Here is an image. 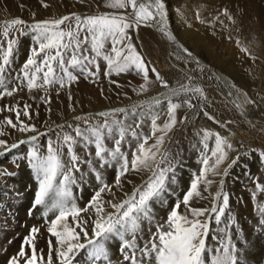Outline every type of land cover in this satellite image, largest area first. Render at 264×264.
Returning <instances> with one entry per match:
<instances>
[{
	"label": "snow or ice",
	"instance_id": "1",
	"mask_svg": "<svg viewBox=\"0 0 264 264\" xmlns=\"http://www.w3.org/2000/svg\"><path fill=\"white\" fill-rule=\"evenodd\" d=\"M41 3L44 8L49 7L44 0H41ZM106 6L124 11L84 16L71 12L59 18L38 20L31 24L22 18L4 21L0 31V37H3L4 41L0 43V99L12 97L25 89L31 92L39 89L47 90L54 86H58L57 94L59 95L61 89H70L81 76L85 79L91 77L95 82L101 72L99 60L102 59L106 62L105 77L110 78L113 74L120 75L131 71L142 74L144 83L139 86V92L148 90V86L152 83L149 73L154 74L155 82L167 91L155 97L151 107L159 109L166 103V118L162 124L158 123L161 113L155 111V114L151 116L150 136L136 130L141 127L142 122L139 120L133 128L126 130L118 127L115 129L116 136L111 149L106 147L107 137L102 129L112 131L111 125H119L120 120L110 121L109 117H114L116 114L126 115L129 112L134 114L142 109L146 102L132 105L131 108H114L96 113L95 115L104 118L100 124H93L86 117L75 115L73 120L83 121L84 127L82 128L79 124L75 127L71 123L67 124L68 128H74V134L62 132L58 134L57 141L49 140L46 154L41 153L35 146L38 135L43 134H34L11 144L6 139L0 138V155L17 149L21 145L33 144L27 157L30 167L35 172L38 189L29 214H33L34 209L43 207L42 215L48 223L47 232L50 237L55 238L58 245L54 249L52 239L49 238L47 253L43 249H38L37 237L41 229L33 226L29 235L24 237L19 251L8 258L7 264H74L76 253L81 250H87L90 260H107V241L113 235L125 233H128L131 238L123 239L121 251L127 250L130 253L124 256L130 264H151L153 260L155 264H206L203 257L210 231V220L214 219L219 224L229 204L228 195L223 193V180L220 181L221 190L211 194V207H192L191 202L195 198H205L201 185H205L203 192H207V186L214 182L208 178L209 174L226 176L229 169L239 161L240 155L231 158L227 167L221 171V166L229 160V151L233 149V145L228 137L219 131L202 130L200 143L203 147L198 174L191 179L182 199H177L171 206L167 220L163 224L156 225V232L152 234L150 240L142 248L135 243L137 232L142 224L145 221L155 220L150 211L151 202L160 199L165 192L169 191V184L176 181L174 158L169 156L166 149L163 151L161 149L167 134L178 123L177 110L186 105L188 108L200 107L201 111H204L203 101H206L207 97L198 76L204 74L205 66L188 47L179 44L174 33L168 30L165 22L167 11L164 0H106ZM220 16L235 22L227 8L222 9L215 17L216 22L225 26ZM196 18L200 19L199 14ZM142 26L158 27L169 41L177 43L182 55L177 56L176 59L184 63L186 68L189 63H195L196 68L189 71L181 69L180 71L184 73L183 80L170 85L165 77L148 64L132 42L130 33ZM25 29L33 33L34 46L30 48V54L20 70L12 74L8 69L14 59V46L17 44V39L11 33L26 34ZM226 38L232 39L231 36ZM106 43L111 45L108 50H105ZM243 51L247 53L248 49L245 48ZM229 87L234 88L235 85ZM227 95L231 97L232 92L229 91ZM244 95L247 103H254L247 100L246 94ZM69 99H71L70 93ZM193 100L198 103L194 104ZM47 102H51L50 97L47 98ZM236 106L242 108V105ZM29 108L30 105L23 104V116L31 119ZM3 111L15 112V122L11 117H5L3 121L11 129L18 130L20 133H37L34 124L25 123L20 119L19 102L15 105H5L0 108V112ZM204 115L225 129L232 123V121H218L206 111ZM184 119L186 120L187 117ZM88 131L91 132V137L86 142L93 144L99 167L101 169L115 167V177L114 182L109 184L105 181L102 172L94 168L97 186L87 204L79 206L71 188L76 184L75 173L81 171V161L75 154V144L77 138L85 137ZM129 133L138 141L134 148L128 144V147L132 149L131 158L129 153L121 147ZM197 135L201 136V133ZM153 138L154 142L149 144L148 141ZM213 138L214 146L209 148L208 141ZM65 149L68 153H72L67 161L62 155ZM261 155L264 157V153ZM143 170L151 173L147 181L134 186L130 193L123 192V178L130 172ZM0 175H11V173L0 169ZM57 177H60L59 183H57ZM127 182L131 183V181ZM114 189L123 192L125 198L118 200ZM261 190L264 191V186ZM106 194H111V198L104 199ZM182 205L183 210H181ZM109 208L112 211H108ZM259 212L262 217L259 224L264 227V206L259 208ZM82 213L86 218L81 216ZM49 214H52L53 218H49ZM69 217L72 218L74 227L69 225ZM77 228L79 231L76 230ZM89 230H91V236ZM81 236L84 242H80ZM218 253L211 264H238L239 245L232 243L230 236L226 235V241Z\"/></svg>",
	"mask_w": 264,
	"mask_h": 264
},
{
	"label": "bare ground",
	"instance_id": "2",
	"mask_svg": "<svg viewBox=\"0 0 264 264\" xmlns=\"http://www.w3.org/2000/svg\"><path fill=\"white\" fill-rule=\"evenodd\" d=\"M165 1L172 2L173 0H165ZM44 2L49 5L48 8H44L42 6L41 0H0V21L3 18L9 17V16L14 17L17 15L26 17V19H35L40 16H45L46 12L50 10H56L55 11L56 15H59L60 13L64 11L63 7L66 5H70L71 9L76 8L75 4H73V1L71 0H44ZM92 2H93L92 7L86 6V8L92 11L94 10V12L95 10H99V12L100 11L102 12L104 11L123 12L124 11V10H119V9H111L107 7L106 0H92ZM218 3H219L220 10L225 9V8L228 9V11L230 12L235 22L233 23L227 17L222 16L221 20L224 21V25L226 27L222 26L221 24L219 26L215 25L214 27L215 31L219 32L218 35L220 34V36L228 35V36H231L232 38H239L241 40V44L244 47V49L245 48L248 49L247 53L243 51L244 54H248L250 56L249 57L250 59L248 60L249 62L245 64L246 66L245 70H240V67L239 66L237 67V64H234L233 65L234 67H231L232 69H229V71L231 75L237 80H239L240 82L248 83V84L249 82H255L256 77L258 75L260 74L264 75V11H263L264 8L262 9V6L264 5L263 0H219ZM33 13H35V17H33ZM48 14L49 12L47 13V15ZM178 21L181 22L183 27H186V29L183 27L182 28H183V32L187 36H185L186 38L184 40H180V41L177 40V41L179 42V44H183L185 47H188L196 55L195 53L196 50L194 51L192 49V45L194 44V45L200 46L202 44L201 41H203L202 38L199 36V34L195 33L193 30H190V27L192 24L190 23V20L185 18V16L184 17L179 16ZM2 27H3V24L0 26V31H2ZM187 27L189 28L187 29ZM200 29L201 28L196 27L197 32L198 30L200 31ZM168 30L173 32L175 35L176 29L174 30L173 28L168 26ZM24 31L26 34H21L19 32L11 33V35L15 36L17 39V44L14 46L15 47L14 59H13V62L10 68L8 69V71L12 74L17 73L20 70V68L26 61L28 55L30 54V48L34 46V42L32 39L33 33H31L30 31H27V29H25ZM130 34L132 36V42L136 45L137 50L139 52H140V49L143 48L144 46L140 38V34H145L146 36H148L149 44H150V40L151 41L154 40L157 43L156 45H160L162 49L164 50L169 49L171 51L170 53L165 54L167 55L166 56L167 58L165 59V64H162V66L163 65L173 66V69L175 66L176 72H178L177 70H181L184 68L186 69L185 64L176 59L177 56L182 55V53L179 51L177 43L169 41L166 35L162 33L158 27L156 29V27L142 26L138 30L132 31ZM187 37L193 42V44H190L189 42H187L186 40L188 39ZM164 39L165 40L167 39L166 44L164 43L165 41ZM3 42H4L3 37H0V43H3ZM30 43L31 45H29ZM110 47H111L110 43H106L105 50L110 49ZM176 49H177V52H172L173 50H176ZM148 56L145 57V60L149 58ZM212 57H215V56L212 54ZM199 61L202 62L201 59H199ZM149 62L152 63L151 60ZM99 63L101 67V72L99 74V78L95 79V82L93 81V78H92V82L88 83L89 80L86 82V79L81 76V78L77 82H75L71 86L70 89L68 88L61 89L59 91V95L57 94L58 86L49 87L47 90L39 89V90H33L31 92L25 89L23 91L17 92L12 97H5L3 99H0V103L2 104V102H7L8 105H15L17 104V102H19L20 109H21L20 119L24 120L25 119V117L23 116V104L24 103L22 104V101L29 100V99H32L33 102L45 101L46 107L48 109L55 108L56 110L60 112V115H63V119L73 120V117L75 115H78L81 112L102 111L107 108L116 107L119 105H125V106L130 107L132 105L139 104L137 103V101L140 99V97L150 94L149 92L153 88V85H154V79H153V75L151 72L149 73V79L150 81H152V83L148 86V90L146 92H139V86L142 83H144L142 74H137L135 71H131L129 73H121L120 75L113 74L110 78H108L104 76V69L106 68V62L100 59ZM233 63H236V62L233 61ZM190 64L191 63H189L188 65ZM194 66H196L195 63H194ZM194 68L196 67H193L192 69ZM209 70L212 71V73H214L215 77L220 78L219 74L217 73L218 71L216 72L214 68H209ZM189 74L197 75L196 73H189ZM135 76H139V77L136 78ZM89 78L91 80V77ZM111 81H115L116 83H112ZM69 93L71 94V99H69ZM226 93L223 95L225 100L231 103V105H233L234 108L238 110L236 106L238 103L234 101L232 96L229 97ZM41 97H44V99H41ZM48 97L51 98L50 103L47 102ZM29 103H32V102H29ZM4 106L5 104L2 105L1 108H3ZM31 107L32 105H30L29 113L33 116V118L36 119L38 116L37 115L38 111H36L35 108H31ZM184 108L185 106H182L181 108L177 110V120H178L177 124L181 123L179 122V120L183 116L182 110ZM50 111L51 110H49L48 112L50 113ZM49 116H47V118L45 119V123L47 121H50ZM5 117H11L14 122L16 121L15 112H8V111L0 112V124H1L0 131L3 129H6L7 131H9V134L15 133L17 130H13L9 126L3 123ZM191 118L194 119L193 120L194 122L197 121L195 123L198 127L189 126V124H187ZM186 122L187 123L176 133L174 137L173 135L171 136L172 130L167 134L165 143L161 149L162 151L165 150L166 146L168 145L167 142L169 141V138H170L171 144H169V148L166 150L169 156L174 158L173 163L176 165L175 167L176 181L175 183L169 184V191L165 192L164 195L160 199H156L151 202L150 211L155 218L159 216L163 217L164 213L166 212L169 213V211L171 210V206L176 202V200L182 199L183 194L187 191L189 187L191 179H193L194 176L198 174L201 168L200 156H201V149L203 147L202 144L200 143V140L202 138V130L207 129L213 132L218 131L216 124H214L211 121V119H209L208 116H205L204 112L193 113L189 118L186 119ZM36 123H34L35 126H36ZM203 123H205L206 125H203ZM113 127H114L112 128L113 130L110 131L109 134H106L108 138V140L106 141L112 142L113 143V144L111 143L112 146H114V137L116 136L115 129H117L115 125ZM42 128H46V126L42 125L39 128V130H41ZM197 133H201V136H198ZM24 135L29 136V135H32V133L31 132L15 133V135L11 138V143L18 141L19 139H22ZM170 136L173 137V140ZM228 139L232 143L233 149L229 151V155H231V157H229V160L226 161L221 166V171L224 167H227V163H229L231 158L232 157L234 158L235 154L239 152V150H241L242 148L235 141H233L234 139L231 136H228ZM151 141L149 144L153 143ZM137 143H138L137 140H132V138L131 139L126 138L125 142L121 145L122 150L129 153V158H131L132 149L128 147V144H131L132 147L134 148ZM208 144H209V148L213 147L214 138L210 139L208 141ZM32 146L33 145H26V144L23 146L26 152V155H24L26 157V160L23 159L25 157H18L20 159L16 158L17 160L21 161L20 163H23V169H25V171L28 174L27 180L26 182H24V186L25 188H30L31 193L33 194V197L31 198L29 202V206H28L29 208L32 207L33 205L34 195L38 189V182L35 179V172L30 167L29 160L27 157V153L28 151L32 149ZM65 151L67 153V150ZM86 152L87 151L85 150L82 156H85ZM67 154L69 155V153ZM17 160H14V162H18ZM14 162L6 163V164L0 163V169H5L6 167L10 168L11 166L14 167L17 164ZM91 167H89V170L90 172H93V169L94 168L96 169L97 166L92 167V169ZM84 169H85L84 171H86V165H84ZM103 169H104V173L102 172L103 173L102 175L104 176L105 181L109 184H112V180H114V177H115V167H109V168L106 167ZM233 171L234 172L230 174V177L226 179V185L224 187V194H227L229 197L231 196L230 193L232 191L235 192L233 193L235 194V198L234 196L232 197L236 199L234 204L233 205L228 204L226 209H230L231 214L239 218V222L237 223V225H235L236 223L235 224L233 223L227 226L226 227L227 231L225 232V230L223 229L219 232V235L222 236L223 243L226 241V235L231 237L232 243L234 241H237L239 243L238 264H251V263L264 264V227H261L259 224V221L262 218L259 212V208L261 206H264V191L261 190V187L264 186V172L263 173L258 172L254 181H248V176H245L242 174L244 172L239 173V172H235V170ZM150 174L151 173L147 170L128 173L127 176L123 178L124 180L123 192L130 193L134 186L141 185V183ZM189 174H192V177H190ZM2 176L3 175H0V178H2ZM84 178L86 180V176ZM208 178L214 181L213 184H211L210 186H207L208 187L207 192H203V188L205 187V185L204 184L201 185L202 194L205 198L204 199H199V198L193 199V201L191 202L192 207H211V204H212L211 194H214L215 192L218 191V188L220 186V181L223 178V175L213 176L209 174ZM59 180H60V177H57V183H59ZM89 181L91 182V179ZM127 181H131V183H128ZM239 182L245 183L244 184L245 187L242 189H238L237 187L234 186L236 183L238 184ZM114 190L118 192L116 193L117 194L116 197L118 200H122L125 198L123 195V192L116 190V189ZM82 191H83V194H82L83 196L77 202L79 206H84L86 204V190H82ZM109 198H111L110 194L104 195V199H109ZM229 201L231 200L229 199ZM181 210H183V205L181 206ZM43 211L44 209L41 206V207L34 209L32 215L28 214L27 216L24 217L26 220L25 221L26 228L24 229L25 231L24 233H22L21 237H17L14 240L7 238L8 236L4 237L3 246L0 247V249L2 248L0 250V264H7L8 258L16 254L19 251L21 244L24 240V237L29 235V231L33 226H37L41 229V232L37 237L38 249H43L45 253H47V244H48V239L50 238V234L47 232L48 223L46 222L45 217H43L42 215ZM108 211H112V209L109 208ZM226 213H229V212H226ZM81 216L83 218H86L84 217L83 213L81 214ZM49 218H53L52 214H49ZM165 221L163 222L161 221L162 222L161 224H163ZM42 222H44L45 224H43ZM68 223L70 226H73V227L75 226L71 217H69ZM156 225H157V222L154 223L153 221L152 222L145 221L142 224L141 228L137 232L136 240H135V243L139 245V247L142 248L150 240V238L152 237V234L156 232ZM76 230L79 231V228H77ZM89 235L91 236V230H89ZM126 237L129 239L131 238L128 233H125L123 235H113L107 241L108 255L115 258V260L112 261L110 264H130V261L124 259L125 254H130V253L127 250L121 251L122 241ZM52 239L55 242V247H58V245H56L55 238L53 237ZM80 242H84L83 236H81ZM5 246L6 248H3ZM221 247L222 246H219L217 251L213 253L214 255L211 256L213 257L212 260L214 259L215 255L219 254L218 250ZM137 255L139 256V253H137ZM79 260L83 264L91 263L89 260H86L85 257H82V258L80 257ZM107 260L111 261L112 258L108 257ZM99 264H105V263L101 261ZM151 264H155V263H153L152 261Z\"/></svg>",
	"mask_w": 264,
	"mask_h": 264
},
{
	"label": "rangeland",
	"instance_id": "3",
	"mask_svg": "<svg viewBox=\"0 0 264 264\" xmlns=\"http://www.w3.org/2000/svg\"><path fill=\"white\" fill-rule=\"evenodd\" d=\"M71 1H73V4H75L76 8L71 9L70 5H66L63 7L64 11L60 13L59 15H56L55 13L56 10H50L46 12L45 16H40L35 19H26V17H22L18 15L14 17L9 16L10 18L6 17L2 19L3 21L2 20L0 21V26L3 24L5 20H11L13 18H20V17L23 20H25L28 24H31L34 21H38V20L59 18L71 12H76L78 14H81L82 16L103 13L102 11L99 12V10H95L94 12V10L92 11L86 8V6L92 7V4H93L92 0H71ZM218 1L219 0H173L172 2H167L164 0L165 5H166V11H167V18L165 22L169 27L173 28L174 30L176 29L175 36L177 40L179 41L184 40L186 38L185 36H187L183 32V28L186 29V27H183L181 22L178 21L179 16L181 17L185 16V18L190 20V23L192 24L190 27V30H193L195 33L199 34V36L203 40L201 41L202 44L198 46V45H194L193 42L188 37H187L188 39H186L187 42H189L190 44H193L192 49L194 51L196 50L195 52L196 55L199 56L198 58L202 60V62L200 63L203 66H205L204 74L198 76L199 83L204 87L205 94L207 97V100L203 101L204 111L208 112L210 116L215 117V119L218 121H221V122L232 121V123L228 125V128L225 129V128H222L220 124H217L214 120L211 119V121L214 124H216L218 128L217 130L221 132L222 135H225L227 137L231 136L234 139L233 141H235L238 145L242 147L241 150H239V152L235 154V156L240 155L239 161L231 169H229L228 174L226 176H223L222 178L223 180L222 189L224 193L226 179L230 177V174L232 172H234L233 170L239 173L244 172L242 174L245 176H248V181H254L258 172H262V173L264 172V157H262L261 155L262 153H264V75L263 74L258 75L256 77L255 82H249V84L240 82L239 80H237L231 75L229 69H232L231 67H234L233 66L234 64H237V67L239 66L240 70H245L246 69L245 64L249 62L248 60L250 59L249 58L250 56L248 54H244L243 52L244 47L242 46L241 40L239 38H232L231 40H229L226 38V36L228 37V35H225V36L221 35L222 36L221 37L220 34L218 35L219 32L215 31L214 29L215 25L216 26L220 25L218 22L215 21V17L221 11ZM263 4H264V0H263ZM263 6H262V9L264 8ZM48 12L49 14L47 15ZM104 12H109V11H104ZM197 14H199V17H200L199 20L196 18ZM221 17L222 16H220V19ZM201 21H204V22H201ZM196 27L201 28L200 31L202 33L199 30L197 32ZM188 28L189 27H187V29ZM144 35L145 34H140V38L142 40V43L144 44L143 48L140 49V53H142L144 58L149 55L148 56L149 60L146 59V61L148 60L147 61L148 64L150 66H153L163 77H165V79L169 81L170 85H175L178 80L182 81L184 77L183 72H181L180 70H177L178 72H176L175 66H174V69H173V66H169V65L162 66V64H165V59L167 58L166 57L167 55L165 54L170 53L171 51L169 49H165L167 51L166 52L164 49H162V47H160V45H156L157 43L154 40L153 41L150 40V44H149L148 36L146 35L144 36ZM237 41H239V43H237ZM166 42H167V39L164 41V43L166 44ZM29 45H31V43ZM172 52H177V49L173 50ZM212 54L216 58L212 57ZM150 60L152 63L149 62ZM233 61H235L236 63H233ZM193 67H196V66H194V63H191L190 65L187 66L186 69L184 68V70L189 71ZM209 68H214L216 72L218 71L217 73L219 74L220 78L215 77L214 73H212V71H210ZM152 75L154 79V85H153V88L149 92L150 94L140 97V99L137 101V103L146 102L144 104V107L136 111L134 114L132 112H129L130 114L129 113L126 115L116 114L114 117H109L110 121L112 119L120 120L119 125L112 124L111 128H114L113 126L115 125V127L117 128L123 127L124 129L127 130L130 128H133L136 122L139 120L142 122L141 127L136 130L143 135L150 136L151 135V116L155 114V111H160L161 113L160 118L157 122L160 124L163 123V121L166 118V103L161 105L159 109H153L151 106H152L153 99L157 97L160 93H165L167 90L162 88L159 84H157L155 82L154 74ZM135 77L138 78L139 76H135ZM87 81L88 83L92 82V78L91 80L90 78L86 79V82ZM233 84L235 85L234 88L229 87L230 85H233ZM229 91L232 92V98L234 99V101L238 103L239 105H242L241 110L245 114H241L242 112L240 108L237 107L238 108L237 110L236 108H234L233 105H231V103L225 100L223 95ZM244 94H246L247 100H251L254 103H247L246 97ZM29 102H32V103H29ZM23 103L32 105L31 108H35L36 111H38L37 112L38 116L36 119L33 118V116L30 114L31 119L25 117L23 121H25V123H30V124H34L37 122L35 126L36 129L38 130L37 133H32V132L31 133L32 135L38 134V133L43 134V135H38V140L35 143V146L40 150L41 153L46 154L48 141L49 140L53 142L57 141L58 134L62 132L74 134L73 132L74 128L73 130L68 128L67 124L73 123L74 127L75 125L79 124L82 128L84 127L83 121L63 119V115H60V112L58 110H56L55 108L48 109L46 107L45 101L33 102L32 99H29V100L22 101V104ZM193 103L196 104L198 102L196 100H193ZM4 104L8 105L7 102H2V104L0 103V108ZM184 106L185 108L182 110L183 116L179 120V122L180 121H183V122H181L180 124H176L175 127L172 129L171 136L173 135V137L187 123L186 120L184 119L185 117L189 118L193 113L204 112V111H201L200 107L188 108L186 105ZM114 108H131V106L129 107L125 105H119L116 107L107 108L102 111H109ZM49 110H51L50 113L48 112ZM102 111H86V112H81L78 115L86 117L93 124H100L104 118L99 117L95 114L102 112ZM47 116L50 117L49 119L50 121H47L45 123V119L47 118ZM192 118L189 120L187 124H189V126L198 127L195 123L197 121L194 122L193 121L194 119ZM42 125L46 126V128H42L41 130H39V128ZM203 125H206V124L203 123ZM6 131H7L6 129H3L0 131V133H3V135H0V138L6 139L8 143L11 144V138L15 135V133H18L19 131L17 130L15 133H12V134H9V131L7 132ZM102 131L104 132V135L106 137H107L106 134L110 133V131L108 130L102 129ZM24 136L22 137V139H27L28 136H25V137ZM89 137H91L90 131L86 133L85 137L83 138L78 137L77 142L75 144L76 145L75 154L78 155L80 158L81 171L77 172L78 174L75 173L76 184L71 186L77 202L83 196L82 190H86V204L89 201L91 195L93 194V190L97 186L94 173L90 172L89 167L97 166L96 169L104 173V169L101 170V168L98 167L99 164L95 156V148L93 144L86 142L88 141ZM173 137H171L172 140H173ZM126 138L131 139L132 138L131 134L129 133L126 136ZM106 140H108V138ZM106 140H105L106 147L111 149V147H113L112 146L113 143L110 141H106ZM132 140H135V139L132 138ZM150 141L154 142V138L150 139L148 143H150ZM170 142L171 141L169 138V141L167 142L168 145L166 146L165 149L169 148V144H171ZM26 145H33V144L29 143ZM23 146L24 145H21L17 149H12L4 153L3 155H0V163H4V164L12 163L14 162V160L20 159L18 157H25L24 155H26V152ZM65 150H64L65 153L63 152L62 155H63V159L67 161L69 159V155H72V153H69L68 155L67 154L68 152L66 153ZM85 150L87 151L85 155L86 158L85 156H82ZM229 157H231V155H229ZM23 159L26 160V157ZM17 161L18 162H14V163H17L16 165L14 164L15 165L14 167L11 166L10 168L8 167L5 168L6 172L11 173V175H3L2 178H0V247L3 246L5 236L6 237L8 236L7 238H10L13 240L17 237H21L22 233H24L25 231L24 229L26 228V225H25L26 220L24 217L29 214V209L32 208V207L29 208L28 206H29V202L31 198L33 197V194L31 193L30 188H25L24 186V182H26L28 174L25 171V169H23V163H20L21 161L19 160ZM86 161H91V163H86ZM84 165H86V171H84L85 170ZM85 176H86V180L84 178ZM189 176L192 177V174H189ZM148 177L141 184L147 181ZM90 179H91V182L89 181ZM113 182L114 180H112V183ZM244 184L245 183L239 182L238 184L236 183L234 186L237 187L238 189H242L245 187ZM220 190H221V185L218 188V191ZM115 192L118 193L117 191ZM233 193L235 192L232 191L230 193L231 196H229V199L231 200L229 201L230 205L231 204L233 205L236 200L234 199L235 194ZM233 196L234 198H232ZM217 203H219V201H217ZM226 212H229V213H226ZM225 214L222 216L221 222L219 224L214 219L210 220V231L206 239V252L204 253V257H203L206 261V264H211V261L213 258L211 256H213L214 255L213 253H215L218 247L222 246L223 244V239H222V236L219 235V232L223 229L225 230L227 226L233 223L234 224L236 223L235 225H237V223L239 222V218L236 217L235 215H232L230 212V209H226ZM212 215L214 216L215 214H212ZM165 216H168L167 212L164 213L163 217L159 216L155 218L153 222L154 223L157 222V224H161L163 221L167 220V217ZM42 223L45 224L44 222ZM50 238L52 239L53 237H50ZM209 239L211 242L209 241ZM52 242H53V248L55 249L56 247H55V242L53 241V239H52ZM233 243L239 245L237 241H234ZM3 248H6V246ZM80 257L81 258L85 257L86 260H89L91 262L90 264H99L101 261L104 262L105 264H110L112 261L115 260V258L108 255V257L112 258L111 261L103 260V259L100 261H93L88 258L87 250H81L78 253H76L74 257V264H83L79 260ZM153 263H155L154 260H153Z\"/></svg>",
	"mask_w": 264,
	"mask_h": 264
}]
</instances>
